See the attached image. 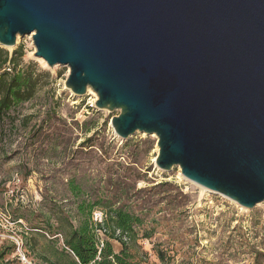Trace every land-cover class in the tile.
Listing matches in <instances>:
<instances>
[{
  "label": "water",
  "instance_id": "95a60500",
  "mask_svg": "<svg viewBox=\"0 0 264 264\" xmlns=\"http://www.w3.org/2000/svg\"><path fill=\"white\" fill-rule=\"evenodd\" d=\"M31 34L65 87L154 134L157 168L252 209L264 202V0H0V46Z\"/></svg>",
  "mask_w": 264,
  "mask_h": 264
},
{
  "label": "rangeland",
  "instance_id": "374dc122",
  "mask_svg": "<svg viewBox=\"0 0 264 264\" xmlns=\"http://www.w3.org/2000/svg\"><path fill=\"white\" fill-rule=\"evenodd\" d=\"M19 45L24 50V62L35 61L51 74L54 100L48 109L49 118H43V112L37 115L39 106L25 104L23 112L33 115L27 131L5 133L0 138V250L4 247L7 251L5 261L45 264L41 258L44 237L32 227L39 221L36 215L47 190L61 193L70 177L87 183L103 180L108 172L121 181H130L138 171L141 176L135 188L147 190L138 196L145 197L148 215L144 226L136 227L139 237L130 252L140 264H253L251 245L255 244V249L263 246L264 202L246 209L186 180L178 166L169 171L157 168L156 135L137 131L127 139L119 138L111 126L118 109H98L97 95L91 88L83 95L66 88L68 66H48L36 57L31 34L17 35L15 45L4 48L12 51ZM87 137L93 149L81 145ZM110 164L114 165L108 167ZM160 181L170 185L149 190ZM141 203L134 202L132 208L136 211ZM144 229L151 232L149 238L141 237ZM100 237L106 238L103 234ZM110 241L119 251L121 244ZM157 250L165 253V261L158 258Z\"/></svg>",
  "mask_w": 264,
  "mask_h": 264
},
{
  "label": "trees",
  "instance_id": "16d2710c",
  "mask_svg": "<svg viewBox=\"0 0 264 264\" xmlns=\"http://www.w3.org/2000/svg\"><path fill=\"white\" fill-rule=\"evenodd\" d=\"M23 56L24 50L20 45L12 51L0 46V138L5 137V133L27 131L26 126L33 115L23 112L25 104L39 106L35 112L37 115L43 112V118H49L48 109L52 108L51 74L39 68L35 61L24 62ZM89 141L90 137H87L81 145L93 149L94 144H89ZM115 163L123 165L120 161ZM128 166L132 171L136 170L134 165ZM140 176L137 171L133 180L121 181L108 172L103 180L96 178L90 182L87 180V183L70 177L61 193L53 194L47 190L42 195L36 215L39 221L32 227L36 230L34 232L44 237L45 249L41 258L45 264H140L135 254L130 252V247H136L139 237L136 227L144 226L148 215L144 207L145 197L138 196L147 190L135 188ZM169 185L160 181L149 190ZM140 201L143 202L142 208L136 205L135 211L133 203ZM95 210L102 213L100 222L93 220ZM34 213L31 212L32 215ZM98 230L104 231L106 236L101 244ZM47 235L49 237L46 238ZM150 236L151 232L146 229L141 233L143 238ZM111 239L121 244L119 251L113 249ZM261 243L260 249H255V244L251 245L253 264H264V233ZM11 247L13 251L15 245ZM6 252L4 247L0 250V264H11L4 259ZM156 254L161 261L166 260L162 250H157ZM201 264L207 262L202 261Z\"/></svg>",
  "mask_w": 264,
  "mask_h": 264
},
{
  "label": "built area",
  "instance_id": "2783aa9c",
  "mask_svg": "<svg viewBox=\"0 0 264 264\" xmlns=\"http://www.w3.org/2000/svg\"><path fill=\"white\" fill-rule=\"evenodd\" d=\"M94 216H93V220L94 221H101L102 220V213L101 212H94V214H93ZM98 215V216H97ZM98 217V218H97ZM98 232L100 233V235L101 234H103L104 235V231H103V233H102V231H100V230H98ZM118 232V231H117ZM99 241H100V244L102 243V238L100 237L99 238Z\"/></svg>",
  "mask_w": 264,
  "mask_h": 264
},
{
  "label": "bare ground",
  "instance_id": "6f19581e",
  "mask_svg": "<svg viewBox=\"0 0 264 264\" xmlns=\"http://www.w3.org/2000/svg\"><path fill=\"white\" fill-rule=\"evenodd\" d=\"M42 59V58H41ZM88 90H90L89 88H88ZM202 188V187H201ZM204 191H206V192H209L208 190H205L204 188H202Z\"/></svg>",
  "mask_w": 264,
  "mask_h": 264
}]
</instances>
